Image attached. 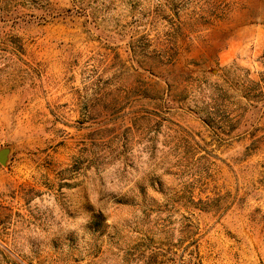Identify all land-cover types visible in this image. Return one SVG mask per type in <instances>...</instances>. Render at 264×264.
<instances>
[{
    "label": "rangeland",
    "instance_id": "obj_1",
    "mask_svg": "<svg viewBox=\"0 0 264 264\" xmlns=\"http://www.w3.org/2000/svg\"><path fill=\"white\" fill-rule=\"evenodd\" d=\"M0 264H264V0H0Z\"/></svg>",
    "mask_w": 264,
    "mask_h": 264
},
{
    "label": "water",
    "instance_id": "obj_2",
    "mask_svg": "<svg viewBox=\"0 0 264 264\" xmlns=\"http://www.w3.org/2000/svg\"><path fill=\"white\" fill-rule=\"evenodd\" d=\"M4 159H5L4 153L3 152H0V162H3Z\"/></svg>",
    "mask_w": 264,
    "mask_h": 264
}]
</instances>
